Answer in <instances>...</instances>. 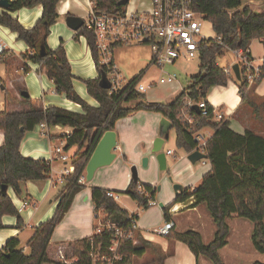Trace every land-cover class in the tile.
<instances>
[{
    "label": "trees",
    "instance_id": "1",
    "mask_svg": "<svg viewBox=\"0 0 264 264\" xmlns=\"http://www.w3.org/2000/svg\"><path fill=\"white\" fill-rule=\"evenodd\" d=\"M90 1L100 12L118 14L126 9L119 5L120 0ZM189 1L191 8L202 14L211 24L215 37L201 43L199 74L193 77L190 84L169 104L148 102L145 94L136 90L145 71L128 82L123 90L112 92L111 89H104L101 81L103 76L110 81L112 65L101 64L92 30L83 26L77 32L75 39L80 36L86 38L99 73V78L84 81L88 94L98 103V107L89 105L76 92L64 42H61L56 50L48 47L47 39L59 19L57 7L60 0H9L8 9L0 6V25L16 33L17 39L29 47L27 53L19 56L10 52L0 56L8 77H13L15 61L20 63L23 74L30 71L26 62L37 64L38 73L45 74L54 83L56 94L63 95L68 101L80 105L83 109V113H76L59 107L46 108L41 99L23 98L25 88L19 89L21 94L18 99L6 87L7 102H20L22 108L20 110L7 108L0 112V131L5 137L4 144L0 147V229L4 228L2 219L6 215L16 217L19 224L22 222L19 210L8 195V189L12 188L18 198L30 205L33 201L24 186L28 182H45L51 177L52 167L49 162L22 156L20 146L25 135L42 123L47 124L48 128L69 127L74 131L69 135H62L60 139L67 142V151L74 147H77V150L71 157L74 172L63 176L64 184L59 191V205L54 216L35 229L33 237L27 243L28 253L19 249L20 242L16 238L8 240L0 250V264H61L49 256L50 241L56 227L71 209L76 196L88 187L87 183H79V179L84 175L90 157L106 132L115 131L119 122L140 111L159 113L168 119L172 123V129L176 130L177 148L190 154L198 146L195 135L207 127L214 130L206 145L210 171L203 176L199 186L184 188L173 205L187 203L190 199H194L192 208L205 205L216 227L214 239L206 244L202 235L194 230L183 233L171 231L167 238L184 243L197 258L204 256L212 264H225L220 251L228 245L230 236L228 219L235 215L252 222L254 228L251 240L255 249L264 254V138L249 130L243 134L237 133L231 128L230 120L226 118L217 121L211 106L208 107L206 114L198 105L190 110L187 106L190 99L194 100L195 104H200L204 100L207 101L211 89L228 86L230 75L217 63L218 58L223 57L226 50L250 48L254 40H261L264 47V10L259 12L248 5L251 1L264 3V0ZM38 5L43 7L42 17L31 29L23 27L11 15L21 9H30ZM43 48L45 56H41ZM262 79L264 66L259 82ZM2 82L0 78V83ZM234 82L238 86L242 102L249 101L247 91L251 87L246 81L244 68H241V81ZM252 107L256 118L264 121V102L252 104ZM219 111L223 112V107ZM183 112L190 114L194 119L193 124H189L183 118ZM140 189L153 198L157 188L142 184L138 178L132 177L125 194L138 202L140 208L147 209L150 207L149 197L141 193ZM91 191L94 211L97 213L101 210L106 221L128 228L131 218L139 219L136 214H130L108 196V193L113 191L100 187H92ZM172 207L163 208L167 221L171 219L169 210ZM109 237V234L105 235L104 242H108ZM135 237L140 241L139 245H133L131 241H123L121 244L119 253L122 260L119 264H133L134 259L145 255L149 242L143 239L140 230L135 231ZM95 238L102 241L100 237ZM69 246L81 264H91L90 237Z\"/></svg>",
    "mask_w": 264,
    "mask_h": 264
},
{
    "label": "crops",
    "instance_id": "2",
    "mask_svg": "<svg viewBox=\"0 0 264 264\" xmlns=\"http://www.w3.org/2000/svg\"><path fill=\"white\" fill-rule=\"evenodd\" d=\"M91 4L92 2L90 0H60L57 7L59 19L51 29V33L47 39V44L50 49L56 50L60 46L61 42H64V48L72 68V75L74 76L73 83L76 92L89 105L98 107V103L88 94L86 85L84 83L86 80L99 78V73L96 69L87 40L83 36L75 39L77 32L69 28L66 23V20L69 16L80 17L85 21L92 9ZM248 5L252 9L259 12L264 10L263 2L255 1L254 3L250 2ZM135 7L136 3L134 2L132 8ZM42 13L43 7L38 5L30 9H21L12 13L11 15L16 18L23 27L31 29L35 27L37 22L41 19ZM0 39L6 43L7 52H10L15 56L25 54L29 51L28 45L23 41H19L17 39L16 33L11 32L8 28H5L1 25ZM127 54H130L131 56L135 54L137 58V62L135 65H133V67H131L128 74L134 76L135 78L143 71L146 72V69H148L150 66V51L148 49L142 51L137 48H129L118 51L116 58L114 59L116 66L118 65L117 67H120V69H118L121 75L122 73L124 74L126 70L123 58ZM250 55L254 64L257 66H264V47L261 40H254L251 43ZM26 64L30 69L27 74H23L20 63L15 61L13 65L14 71L12 72L13 77L9 78L7 71V76H5V78L0 76L3 81L2 83L6 84L2 85V83H0V88L4 87V90L1 88L2 95H0V112H4L7 108L13 110H20L22 108L20 102H7V88V90H9V92L18 99H20L21 94L19 89L25 88L28 98L30 97L33 100L41 99L43 106L46 108L59 107L72 112L83 113V109L80 105L68 101L63 95H58L55 93L54 83L45 74L38 73L39 65L32 62H26ZM32 70H36L37 75L31 73ZM35 77H37V79ZM35 83H37V85ZM213 89L216 91L215 95H208V101H215L217 102L218 106H220V108L223 107V113L226 116V119L230 120L231 128L234 131L243 134L246 130H249L264 138V121L256 118L252 107V104H262L264 102V79L250 88L252 92L250 95L252 98L245 102H242V97L239 94L238 86L235 84V82H232L230 85L228 84L227 87H217ZM135 117L141 120L143 124L142 126ZM163 118L164 117L162 115H153L142 112L140 114L136 113L133 116H130L118 123L115 129L118 143V149L117 151L115 150V152L117 153L118 157L111 166L99 169L97 171L94 179L90 183H87L88 188L76 196L71 209L65 215L63 221L56 227L48 249L49 252L52 248L57 249L55 260H57L59 251H63L69 255L73 254L69 244L87 238L91 235L92 232L90 228L92 225L88 224L87 222H81V211L86 210L90 202L93 206L91 191L92 187H100L108 190H115L118 188L117 185L112 186V184H106L105 181L110 176L115 175V167H117L118 164H122L123 168H119L117 177L124 176V179L122 178V182L119 186H121L123 191L128 189L130 180L133 177V173L132 170L130 171L129 166L122 162V159H124L125 156L123 154L124 150H126L131 162L136 164L134 167L137 169L138 179L140 176H142L143 180L148 177H152L150 172H146L151 166L154 169H160L159 163L156 161L155 154H153L155 157L153 158V161L151 158H149L147 167L143 166L142 158L147 156L148 150H152L154 141L159 137L160 123ZM172 130L173 129L169 131L168 138L165 139V142L162 146V152L166 153L168 151H172V155L167 156V168L170 165V157L174 158L177 150V148H175L176 139L172 140L171 145L166 144V141L171 139L170 134ZM73 131L74 130L69 127L56 126L48 128V130L44 133L39 127H36L34 131L25 135L20 146V152L22 156L36 161L45 160L49 162L52 167V173L50 179L46 180L45 182H28L24 186L25 190L32 199L33 204H26L24 200L16 196L12 188L8 189V195L12 199L16 208L19 210L22 222L19 224L17 218L14 216L6 215L3 217L2 221L4 228L0 229V250H2L8 240L16 238L20 242L19 249H22L25 253H28L29 248L27 247V243L33 237L35 229L54 216L59 205L58 195L62 186L59 183V180L64 176L66 169L73 168L72 172H74V167L71 165V157L77 150V147H74L68 151L69 160L67 162H62L64 168L61 171H56L54 169L53 161L56 159L53 156V151L62 140L60 137L62 135H69ZM213 134L214 130L208 134L207 140H209ZM203 136L206 138V135ZM4 138V133L0 131V147L4 144ZM180 151L182 153L180 161L185 164L184 168H186L188 174L184 178L176 179L175 182L190 180L192 182L190 187L195 188L201 184L204 174L210 171L211 165L208 160H206L205 164L200 161L193 165L188 160L190 153H187L184 150ZM56 172L59 173L56 175ZM147 185L155 186L153 183H148ZM182 185L184 188H186L184 183ZM176 197L177 196L174 192H170L167 199L171 201L175 200ZM193 204L194 199H190L187 203H179L173 206L171 208L174 211L173 214H170L171 209L169 210V215L171 218L170 220L175 225L173 231L183 233L188 230H194L202 235L204 241V235L201 231V228L205 226L207 221H210L206 215L207 209L205 210V205H199L192 208L191 206ZM125 210H127L130 214H136L138 216L139 227V222L141 219V215L139 213L141 209L139 205L137 208H134L133 211L128 208ZM176 217L192 219L191 221H193V223H190L185 219L181 221H175L174 218ZM165 221L167 220L165 219ZM145 227V224L142 226L140 224L139 229L143 239L148 241L149 245L145 255L141 258H137L134 264H210L207 258L204 256H199L197 258L184 243L169 239L167 237L164 238L158 236L155 231L159 227L153 230L145 229ZM215 230L213 229V236L215 234ZM245 230L247 233V240L251 239L253 232L252 224H247ZM226 247L220 251L222 259L223 251L226 249Z\"/></svg>",
    "mask_w": 264,
    "mask_h": 264
},
{
    "label": "built area",
    "instance_id": "3",
    "mask_svg": "<svg viewBox=\"0 0 264 264\" xmlns=\"http://www.w3.org/2000/svg\"><path fill=\"white\" fill-rule=\"evenodd\" d=\"M150 4L142 3L143 8H132L126 6L122 13L100 12L95 9L92 2V9L84 26L94 32L96 49L101 58V64L105 66L112 65V76L109 81L111 91L117 92L125 89L128 82L119 72L114 62V49L125 45L147 44L151 47L152 59L151 65L159 67L163 73V68L168 65H175L179 60H194L200 58V45L203 41L212 39L202 34L203 21H207L202 14L197 13L191 8L189 0H147ZM130 4V3H129ZM7 52L6 43L0 39V56ZM236 57V64H239L240 70L244 68L246 81L250 87L256 85L262 76V66H257L251 59L250 48L231 51ZM233 66L224 67L227 74L230 75L229 85L236 80ZM166 77L159 80V85L178 84L177 75L165 73ZM180 84V83H179ZM155 84L145 86L140 82L136 86L139 93L146 94L148 90ZM184 90V89H183ZM239 91V89H238ZM198 105L199 109L204 110V114L208 107L214 110L215 119L217 121L226 118L223 112H220V106L217 102H209L204 100L200 104H195L190 99L187 106L190 109ZM183 118L193 124L194 119L188 112H183ZM37 127L46 132L48 125L42 123ZM198 146L195 151L206 154L207 139L201 134L195 135ZM67 142L61 140L54 148L53 156L56 160L67 162L69 160L68 151L66 150ZM117 151V150H116ZM167 156L172 155V151L166 152ZM205 164L206 160H202ZM73 168L66 169L64 176L72 173ZM59 183L64 184L63 177ZM79 183H86V174L80 179ZM140 192L149 197V206L156 205L150 194L140 189ZM108 196L116 202L120 200V196L115 192H109ZM94 209V207H93ZM173 214V209H171ZM94 219L97 221L93 233L90 237V253L91 264H119L122 255L119 249L123 241H131L133 245H139L140 241L135 237V231L140 230L138 220L131 218L130 225H125L106 221L102 211L97 213L94 211ZM175 225L169 220L155 231L158 236L168 237L173 231ZM109 234V241L104 242L103 237ZM95 237L102 238L97 241ZM57 261L61 264H81L78 257L74 254H67L59 251Z\"/></svg>",
    "mask_w": 264,
    "mask_h": 264
},
{
    "label": "rangeland",
    "instance_id": "4",
    "mask_svg": "<svg viewBox=\"0 0 264 264\" xmlns=\"http://www.w3.org/2000/svg\"><path fill=\"white\" fill-rule=\"evenodd\" d=\"M136 3V7L141 10V8H143L142 3H145L147 5H149L150 3L147 0H131L129 7H131L133 5V3ZM255 1H251V3H254ZM261 2V1H259ZM203 21V27H202V34L206 37H215V33L213 31V28L211 26V24L208 21L202 20ZM129 48H137L139 50H146L148 49L150 51V62L152 59V51H151V47L147 44H140V45H125V46H120L114 49V59L116 58V54L118 51L120 50H124V49H129ZM136 56L134 55H130L127 54L124 58V64H125V73H122V77L124 79V82H130L133 80L134 76L128 74L129 70L131 69V67H133V65H135V63L137 62L136 60ZM136 60V61H135ZM236 57L234 56V54L230 51V50H226L225 54L223 57L218 58V65H220L221 67H228V66H234L236 64ZM135 61V62H134ZM134 62V64H133ZM118 66V65H117ZM124 67V66H123ZM199 67H200V60L199 58L194 59V60H179L175 65H168L165 66V68H163V71L165 73L168 74H175L178 77L179 83L177 84H173V85H159V80L162 77H166V74L162 72V70L159 67L156 66H149L148 69H146L145 74L142 76L140 83L148 86V85H152L155 84L154 87H152L150 90H148L145 94L146 96V100L148 102H153V103H163V104H169L171 103L174 99H176L179 94L183 91V89L185 87H187L190 82L191 79L195 76H197L199 74ZM120 69V67H118ZM122 72V71H121ZM34 75H37V71L36 70H32V72ZM6 67L4 65V63L0 60V76L4 77L7 76L6 75ZM37 79V77H35ZM31 81V80H30ZM83 82V81H81ZM39 83V82H38ZM37 85V83H35ZM218 91V90H217ZM220 91V90H219ZM215 89H211L209 95H215ZM249 93V99H251V89H249L247 91V94ZM0 95H2V90L0 88ZM147 113V114H156V115H161L159 113H155V112H147V111H140L138 112V114L140 113ZM136 120H138V122L140 123V125L142 126V122L141 120L137 119V117H135ZM212 128L207 127L204 128L201 133L203 135H206V139L208 138V134L212 132ZM170 138L166 141V144L171 145L172 140L176 139V130L173 129L171 134H170ZM171 140V142H170ZM168 142V143H167ZM176 142V141H175ZM177 148V145L176 147ZM182 149H178L176 150V153L173 157H170L171 159H169L170 161V165L168 166L166 171H161L159 168L154 169L152 166L147 169V173H151L152 177H148L146 179L143 180L142 176L139 177V181L142 184H150L153 183L155 184V188H157V192L154 194L152 201H154L156 203L155 206L153 207H149L147 209L145 208H140V215H141V219L139 222V227L140 224L142 225H146L145 229H149V230H153L157 227H161L166 221L164 219V213H163V208L161 207V205H163V207L165 208H170L174 205V201L175 200H171L169 201L167 199L168 195L170 192H174V186L175 185H182L184 183L185 187L192 185V182L189 181H183V182H175L176 179L178 178H184L188 173L186 168H184L185 164L180 161V157L182 156L181 151ZM124 159H122L123 163H126L129 168L130 171L132 170V168L134 166H136V164L133 162H131L129 156L127 155L126 150H124L123 153ZM144 158H151L153 161V158H155L153 156V152L152 150H148L147 152V156L142 158V163H143V159ZM157 161V159H156ZM54 162V169L56 171H61L64 168V165L62 163V161H58L55 160ZM158 162V161H157ZM119 168H123V165H117V167H115V175L110 176L109 178H107L106 184H112V186L117 185L118 188H116L115 190H111L113 192H115L116 194H118L120 196V200H119V205L123 208V209H130L133 211L134 208L138 207V202L134 201L129 195L125 194V191L127 190H122L120 183L122 182V178L124 179V176H118V170ZM59 172H56V175ZM207 173V172H206ZM205 173V174H206ZM84 174H86V171L84 172ZM204 174V175H205ZM132 180V179H131ZM130 180V183H131ZM145 181V182H144ZM129 183V185H130ZM188 183V184H187ZM146 184V185H147ZM183 186V185H182ZM129 187V186H128ZM88 188V187H87ZM86 188V189H87ZM117 191V192H116ZM170 191V192H168ZM86 208V207H85ZM205 208V206H204ZM206 210V208H205ZM172 212L170 211V214ZM206 215L208 216V220H210L209 222L207 221L205 226L201 228V231L204 235V243H210L213 239V229L215 230V224L214 221L211 217V215L208 213V211L206 210ZM81 216H82V221L81 222H87L88 224H91L92 227L91 232L93 233L94 231V226H96L97 221H95L94 219V209L93 206L91 204V202L89 203L88 207L86 210L81 211ZM185 217H176L174 218L175 221H181L184 220ZM187 221H189L190 223H193V221H191L192 219H185ZM228 223L231 226V232H230V236L228 238L229 241V245L226 247V249L223 251V259L225 261L226 264H252L254 262H260L264 264V254L258 252L251 239L247 240V233L245 230L246 225H251L252 222H250L247 219H243V218H239V217H234L228 219ZM161 225V226H160ZM253 228L254 225L252 224ZM185 227H189V226H185ZM91 233V234H92ZM253 233V232H252ZM166 238V237H164ZM56 252L57 249L56 248H52L49 252V256L52 259H56ZM136 259H134L133 264L135 262ZM208 260V259H207ZM208 262L211 264V262L208 260Z\"/></svg>",
    "mask_w": 264,
    "mask_h": 264
},
{
    "label": "water",
    "instance_id": "5",
    "mask_svg": "<svg viewBox=\"0 0 264 264\" xmlns=\"http://www.w3.org/2000/svg\"><path fill=\"white\" fill-rule=\"evenodd\" d=\"M131 0H120L119 5L121 7H126L129 5ZM0 6L3 9H8L10 6L9 0H1ZM66 23L69 28L78 32L84 26V20L80 17L76 16H69L66 20ZM41 56H45L44 48L41 50ZM236 80L241 81V70L239 64H235L232 67ZM101 86L104 89L109 90L111 88V84L107 80L105 76H103L101 81ZM4 90V87H1ZM23 97L28 98V94L23 93ZM172 123L163 118L160 123V135L153 143L152 152L156 155V159L159 163L160 170L166 171L167 170V155L165 152H162V146L165 142V139L168 138L169 131L172 129ZM118 149L117 143V133L115 131H108L106 132L100 139L99 143L97 144L92 156L90 157L87 166H86V183H90L95 174L99 169L111 166L117 159V153L115 150ZM208 156L202 152L194 151L188 156V160L193 164H197L202 160H207ZM148 158L143 159V166H148ZM133 177L135 179L138 178L137 169L136 167L132 168ZM6 190V187L3 188ZM174 191L176 196L180 195L184 191V187L182 185H175ZM162 208L163 205H161Z\"/></svg>",
    "mask_w": 264,
    "mask_h": 264
}]
</instances>
